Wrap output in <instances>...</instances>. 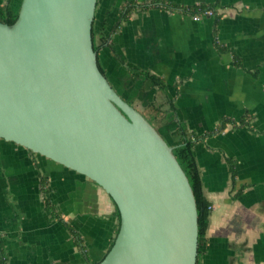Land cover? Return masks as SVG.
Instances as JSON below:
<instances>
[{"label": "crops", "instance_id": "obj_1", "mask_svg": "<svg viewBox=\"0 0 264 264\" xmlns=\"http://www.w3.org/2000/svg\"><path fill=\"white\" fill-rule=\"evenodd\" d=\"M21 1L0 4L17 11ZM155 1L97 0L99 64L160 131L183 126L200 136L211 214L198 264H264V0H163L215 6L200 20L144 9ZM224 119L234 123L206 136ZM118 228L115 203L95 181L0 138L4 264H98Z\"/></svg>", "mask_w": 264, "mask_h": 264}, {"label": "water", "instance_id": "obj_2", "mask_svg": "<svg viewBox=\"0 0 264 264\" xmlns=\"http://www.w3.org/2000/svg\"><path fill=\"white\" fill-rule=\"evenodd\" d=\"M97 0H22L0 22V138L92 179L120 212L98 264H197L190 180L153 123L112 86L93 42Z\"/></svg>", "mask_w": 264, "mask_h": 264}, {"label": "trees", "instance_id": "obj_3", "mask_svg": "<svg viewBox=\"0 0 264 264\" xmlns=\"http://www.w3.org/2000/svg\"><path fill=\"white\" fill-rule=\"evenodd\" d=\"M148 7H165L170 10L183 11L189 14H194L198 12L199 10L215 8V6H211V5L209 6V5H203V4L192 5V6L174 5V4L168 3L163 0H156L154 3L145 5L144 9ZM18 13H19V9L15 11L10 5L0 4V22L13 25L18 18ZM97 41H98V37H97V34L95 33L94 26H93V42H94L95 49L99 48V44ZM99 43L104 44L105 37L100 36ZM101 70L103 71L102 68ZM151 77L160 88L164 86V83L162 81H159L157 78H154L153 76ZM160 114L163 117L165 113H157L156 117L160 116ZM147 118L153 123V119L149 117ZM232 122L234 123V121L230 119L222 120L218 124V126L213 131L207 133L206 136L222 131L228 123H232ZM243 123L244 121H241L239 124H243ZM157 129L159 130V128ZM160 133L163 135V137L167 140V142L170 145L174 146V154L176 155L178 161L180 162L181 166L185 170L190 180L191 186L193 188L195 198L197 201V206H198L199 245H200L201 241L204 239L206 235L207 228L209 225V218L211 214V202L207 199L204 193L203 182H202L200 171L197 165L195 149H194L196 141L199 140L200 136L197 134L189 133L187 129H185L183 126H179L176 129L170 130L169 133H163L162 131H160ZM115 206H116V215L119 219V228H120V212L116 204ZM119 228L117 230V233L119 231ZM0 248H1V242H0ZM2 256L3 255L0 254V264H4V262L2 261Z\"/></svg>", "mask_w": 264, "mask_h": 264}, {"label": "built area", "instance_id": "obj_4", "mask_svg": "<svg viewBox=\"0 0 264 264\" xmlns=\"http://www.w3.org/2000/svg\"><path fill=\"white\" fill-rule=\"evenodd\" d=\"M215 15L214 9H206V10H199L198 12L192 14L194 20H200L202 17L205 16H213Z\"/></svg>", "mask_w": 264, "mask_h": 264}, {"label": "rangeland", "instance_id": "obj_5", "mask_svg": "<svg viewBox=\"0 0 264 264\" xmlns=\"http://www.w3.org/2000/svg\"><path fill=\"white\" fill-rule=\"evenodd\" d=\"M144 112V111H143ZM145 113V112H144ZM149 117V116H148ZM150 118V117H149Z\"/></svg>", "mask_w": 264, "mask_h": 264}]
</instances>
